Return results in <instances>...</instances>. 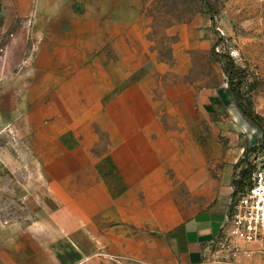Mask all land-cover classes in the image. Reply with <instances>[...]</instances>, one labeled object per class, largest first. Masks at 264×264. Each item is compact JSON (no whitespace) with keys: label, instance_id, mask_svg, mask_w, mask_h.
<instances>
[{"label":"crops","instance_id":"0c3cea01","mask_svg":"<svg viewBox=\"0 0 264 264\" xmlns=\"http://www.w3.org/2000/svg\"><path fill=\"white\" fill-rule=\"evenodd\" d=\"M191 1L155 29L149 0H0L1 98L52 191L50 218H0V264H208L263 143L264 99L251 94L257 120L243 113L211 0Z\"/></svg>","mask_w":264,"mask_h":264},{"label":"rangeland","instance_id":"374dc122","mask_svg":"<svg viewBox=\"0 0 264 264\" xmlns=\"http://www.w3.org/2000/svg\"><path fill=\"white\" fill-rule=\"evenodd\" d=\"M149 1L157 15L153 21L155 29L181 20L196 6L191 0ZM205 7L213 15L212 25L217 35L213 55L221 62L225 79L230 77L233 87L242 92L244 104L252 93L261 94L264 99V0H211ZM161 14L170 18H161ZM156 47H163L160 52L168 58L167 37L156 36ZM11 87L10 74H1L0 218L27 221L50 218L51 211L44 209V204L50 206L52 191L37 158L26 146L28 131L14 111L7 113L4 109L1 96ZM259 151L260 148L252 154V163ZM245 182L250 184V177Z\"/></svg>","mask_w":264,"mask_h":264},{"label":"built area","instance_id":"2783aa9c","mask_svg":"<svg viewBox=\"0 0 264 264\" xmlns=\"http://www.w3.org/2000/svg\"><path fill=\"white\" fill-rule=\"evenodd\" d=\"M254 254L264 258V146L252 164L250 184L236 190L217 231L209 239L208 264H235Z\"/></svg>","mask_w":264,"mask_h":264},{"label":"trees","instance_id":"16d2710c","mask_svg":"<svg viewBox=\"0 0 264 264\" xmlns=\"http://www.w3.org/2000/svg\"><path fill=\"white\" fill-rule=\"evenodd\" d=\"M228 84H229V88L233 94V96L235 97L237 103L239 104V106L242 108L243 110V113L249 117L250 119L252 120H257L259 118V116L253 112V110H251V100H250V96L248 97V100H247V104H244L243 102V98H242V92L236 90L234 87H233V84L230 80V77L228 78ZM264 146V139H263V143L261 145V148ZM248 184L246 185H243V186H237V188L235 189L236 190H240V189H243L245 186H247ZM234 191V192H235ZM234 194V193H233Z\"/></svg>","mask_w":264,"mask_h":264}]
</instances>
